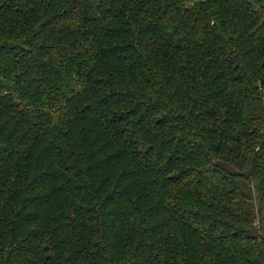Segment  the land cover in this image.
Returning <instances> with one entry per match:
<instances>
[{
  "label": "trees",
  "instance_id": "obj_1",
  "mask_svg": "<svg viewBox=\"0 0 264 264\" xmlns=\"http://www.w3.org/2000/svg\"><path fill=\"white\" fill-rule=\"evenodd\" d=\"M0 264H264V0H0Z\"/></svg>",
  "mask_w": 264,
  "mask_h": 264
}]
</instances>
